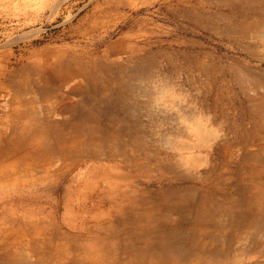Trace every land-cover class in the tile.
Instances as JSON below:
<instances>
[{
    "label": "rangeland",
    "instance_id": "1",
    "mask_svg": "<svg viewBox=\"0 0 264 264\" xmlns=\"http://www.w3.org/2000/svg\"><path fill=\"white\" fill-rule=\"evenodd\" d=\"M0 264H264V0H0Z\"/></svg>",
    "mask_w": 264,
    "mask_h": 264
},
{
    "label": "bare ground",
    "instance_id": "2",
    "mask_svg": "<svg viewBox=\"0 0 264 264\" xmlns=\"http://www.w3.org/2000/svg\"><path fill=\"white\" fill-rule=\"evenodd\" d=\"M242 27H243V26H242ZM243 28H245V27H243ZM132 74H134V73H132ZM130 75H131V74H130ZM135 75H136V74H135ZM135 75H134V76H135ZM131 76H132V75H131ZM129 78H130V76H129ZM128 81H129V80H128ZM128 81H127V82H128ZM123 84H124V83H123ZM125 84H126V83H125ZM130 85H133V84H130ZM135 85L137 86V84H135ZM136 86H134V87H136ZM134 87H132V88H134ZM139 87H140V86H139ZM129 89H131V88H129ZM140 89H141V88H140ZM135 91H136V90H135ZM137 91H138V90H137ZM194 133H195L196 136H199V131H198L197 129H194ZM197 134H198V135H197Z\"/></svg>",
    "mask_w": 264,
    "mask_h": 264
}]
</instances>
